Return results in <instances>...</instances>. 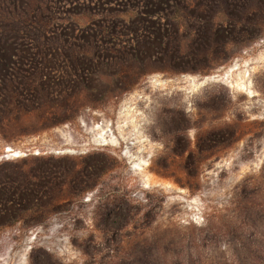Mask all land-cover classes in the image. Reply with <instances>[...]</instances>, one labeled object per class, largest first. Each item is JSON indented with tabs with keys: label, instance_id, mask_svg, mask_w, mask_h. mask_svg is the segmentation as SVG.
I'll list each match as a JSON object with an SVG mask.
<instances>
[{
	"label": "rangeland",
	"instance_id": "1",
	"mask_svg": "<svg viewBox=\"0 0 264 264\" xmlns=\"http://www.w3.org/2000/svg\"><path fill=\"white\" fill-rule=\"evenodd\" d=\"M238 4L213 64L163 57L205 0H0V102L40 86L0 107V264H264V0Z\"/></svg>",
	"mask_w": 264,
	"mask_h": 264
},
{
	"label": "trees",
	"instance_id": "2",
	"mask_svg": "<svg viewBox=\"0 0 264 264\" xmlns=\"http://www.w3.org/2000/svg\"><path fill=\"white\" fill-rule=\"evenodd\" d=\"M102 1V0H99ZM119 1V0H117ZM121 1H131V0H121ZM230 1V2H229ZM246 1V0H244ZM236 5L239 6L238 4V0H205V17H203L200 21V27L197 29V31L195 32V34L193 35V39L191 42L196 43L197 45H187L184 46L182 48H178V46H176V50L173 51L172 48L167 47L164 51V56H166L168 61H176V57L179 58L181 56H185L187 57V60L190 63H195L196 61H204L207 63L211 62L213 64H218L220 61H223V55L224 52L226 50V47L231 43V39L226 38V32L227 29L225 30L224 26H230L229 28H235V26L239 23H241V20H232L229 17V10L225 13L221 12L220 8L222 7V5ZM243 6V4H241ZM214 8H217L219 13H216L212 16L211 11H214ZM230 8V7H229ZM227 10V9H226ZM143 11H139V15L141 16L140 20H144V15L142 14ZM208 12V13H207ZM208 14V16H207ZM141 23V22H140ZM242 23H250L248 20H243ZM117 27L118 25L116 24H112L109 29L104 30L105 32L102 31V33H104L103 35H105L107 33V35L109 36H114L117 37L116 39L119 40V36L124 35L121 32H117ZM123 28V27H122ZM228 28V27H227ZM127 29V34L126 35H130V37L132 36V40L134 41H139L141 40L140 38L142 37L139 33V31H144L146 29V26L141 24V25H137V26H131L130 28H126ZM146 31V30H145ZM178 29H176V35H177ZM29 37V38H28ZM104 37V36H103ZM32 37L27 35V34H22V36L19 37V40L25 44L30 46L32 41H38L31 39ZM172 38V41L170 40ZM103 39V38H101ZM168 41L174 42L173 37H168ZM117 47V46H116ZM188 51V52H187ZM187 52V53H186ZM150 59V61H152V58H147ZM164 59V58H163ZM29 62H31L33 65H37V62L35 60H30L27 59ZM115 62H117L118 64L126 67V68H136L137 66L141 65L146 59H140L138 56H134L131 55L129 56L128 59H124L122 60V58H114ZM72 63L75 65V67L73 69L75 70H81L82 68L79 67L78 65L81 64V58H79L76 61H72ZM21 83V82H20ZM18 83L16 80H14V77H8L5 84H4V88L2 89H7V96H6V100L4 103L1 104L0 102V107L2 106H8V107H16L18 106V104L20 103L19 99H17V95L18 92L20 91H37V89H40V86L38 85H34L31 86L30 84H28V87L25 86H21V84ZM78 84V81L76 80H72L69 82H66L65 79H61L60 82L56 83L54 85V87H58L57 88V94H55V99L56 101H52V99L45 97L44 103H55V102H64L65 100V95L66 94H71V91L68 90L69 86L67 85H71V84ZM41 85H43V83H40ZM65 86V88H63ZM32 87V88H31ZM73 87V86H70ZM49 95H51V91H48ZM60 98V99H59ZM59 99V100H58ZM58 100V101H57ZM28 102H30L28 100ZM31 103V102H30ZM43 103V102H42ZM44 104V105H45ZM63 105H61L62 107ZM66 119V118H65ZM50 118H47L46 121H49ZM61 122L63 120H60ZM52 122V123H45L43 125V128L46 127H50L53 124L56 123H61V122ZM5 179L6 176H1ZM4 197H8V195L5 192H1L0 193V198L5 199Z\"/></svg>",
	"mask_w": 264,
	"mask_h": 264
},
{
	"label": "bare ground",
	"instance_id": "3",
	"mask_svg": "<svg viewBox=\"0 0 264 264\" xmlns=\"http://www.w3.org/2000/svg\"><path fill=\"white\" fill-rule=\"evenodd\" d=\"M11 150V149H10ZM15 155L17 156L18 155V153L17 152H15ZM19 156V155H18Z\"/></svg>",
	"mask_w": 264,
	"mask_h": 264
}]
</instances>
